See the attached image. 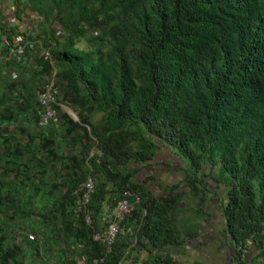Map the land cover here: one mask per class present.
I'll use <instances>...</instances> for the list:
<instances>
[{"label":"trees","instance_id":"1","mask_svg":"<svg viewBox=\"0 0 264 264\" xmlns=\"http://www.w3.org/2000/svg\"><path fill=\"white\" fill-rule=\"evenodd\" d=\"M10 2L16 19L36 22L28 34L0 19V56L17 35L35 50L26 44L23 63L2 60L0 264H73L81 253L88 264H180L172 250L201 224L180 226L179 200L195 198L203 218L208 192L228 263L264 264V0ZM52 74L60 121L42 129L35 96ZM161 147L185 164L186 191L156 196L153 177L136 178ZM88 175L94 190L78 207ZM124 197L138 202L107 250L92 235L105 205Z\"/></svg>","mask_w":264,"mask_h":264},{"label":"rangeland","instance_id":"2","mask_svg":"<svg viewBox=\"0 0 264 264\" xmlns=\"http://www.w3.org/2000/svg\"><path fill=\"white\" fill-rule=\"evenodd\" d=\"M22 17L24 20L23 23H21L20 30L30 34V32L34 31L33 25L34 22H36L35 16L26 13L23 14ZM27 41L31 42L30 39H27ZM77 46L79 48H84L85 44L79 43ZM30 69L33 71L32 68ZM30 69H25L22 77L26 79L27 82L32 83L30 79L33 78L34 75ZM27 75H31V77L27 78ZM61 109L71 114L73 119L76 118L75 114L67 107L62 106ZM99 115L98 113L92 116V122L96 121ZM185 168V164L180 162L170 150L166 147H161L157 151V157L148 164H145L136 174V178L139 180H146L150 176L153 177L146 182V186L156 196L165 194V190L172 185H176L175 187H177L174 193L181 190L186 191L187 187L184 185L182 179ZM212 187H214V184L209 180V188L212 189ZM179 201L181 207H186V210L180 217V226H189L196 229L198 227L196 224L200 223L201 231L197 237L186 239L184 245L180 248L173 249V257L178 260L180 264H229L227 259L228 246L224 245L221 246V248L219 246L221 241H219L220 238L218 236H220V234L222 235L221 230L223 221L218 210V200L216 196L212 192H208V200L205 205L208 215H202L203 218L206 217V220H203L200 215L195 213V198L186 193ZM55 260L59 261L58 259Z\"/></svg>","mask_w":264,"mask_h":264},{"label":"built area","instance_id":"3","mask_svg":"<svg viewBox=\"0 0 264 264\" xmlns=\"http://www.w3.org/2000/svg\"><path fill=\"white\" fill-rule=\"evenodd\" d=\"M59 33L57 32V35ZM14 42L9 47L8 51L0 56V60L3 61H15L17 63H23L26 59L25 55V47L26 44L35 48L32 42L23 41L20 35L15 36ZM32 44V45H31ZM43 57L48 61H51V56L48 48H42ZM11 78L17 77V72L12 70L10 73ZM58 94V89L55 86L54 78L51 76L47 79L43 88L36 92V116L38 117V125L42 128H46L48 126H56L59 125L60 114L56 112L53 107V104L56 103V96ZM71 115V114H70ZM82 191V195L77 199L78 207L86 204L89 200L90 194L94 190V180L93 177L88 175L82 184L79 186ZM124 195L134 196L132 193L128 191L124 192ZM134 202H138V198L134 199ZM134 202H131L128 198L124 197L117 200L114 208L109 212L108 205H105L107 209V214L104 216V221L102 222L100 228L93 232V239L96 241H100L105 244L106 249L109 250L112 243L115 241L117 234L121 231L119 227V222L122 219L124 214L129 213L133 209ZM145 214V211H143ZM85 221L90 223L91 218L89 215H85ZM130 229L127 228V231ZM73 264H88L87 257L85 254H75L72 256ZM94 262L102 261V258L94 259ZM117 264H131L129 260L122 259L117 262Z\"/></svg>","mask_w":264,"mask_h":264},{"label":"crops","instance_id":"4","mask_svg":"<svg viewBox=\"0 0 264 264\" xmlns=\"http://www.w3.org/2000/svg\"><path fill=\"white\" fill-rule=\"evenodd\" d=\"M1 2H2V0H0V5L1 4L3 5V10H0V13L2 14L0 19L3 22H5V24H7V26H9V27L13 26L14 27L15 25H17L18 28L20 29L21 23H23V21H20V20L15 18L14 14H13V9H12V5H11L10 0H4L2 3ZM0 61H2V60H0ZM2 63H3V61L1 62V66H0V68H1V72H0V99L5 97V96L6 97L9 96V92L5 91L6 86H8V85H7V83H5V79L2 77V73L7 74L8 72H5V70L2 68ZM7 90H8V88H7ZM25 259L27 261L31 260L30 257H26Z\"/></svg>","mask_w":264,"mask_h":264},{"label":"clouds","instance_id":"5","mask_svg":"<svg viewBox=\"0 0 264 264\" xmlns=\"http://www.w3.org/2000/svg\"><path fill=\"white\" fill-rule=\"evenodd\" d=\"M25 60H27V59H25ZM36 68H37V67H35V69H36ZM16 72H17V71H16ZM53 74H54V73H53ZM53 74H52V76H54ZM50 77H51V76H50ZM50 77H49V78H50ZM53 78H54V77H53ZM68 114H69V113H68ZM69 115H70V114H69ZM70 116H71V115H70ZM75 117H76V115H75ZM74 119H77V117L74 118ZM51 126H53V125H51ZM48 127H50V126H48ZM41 128H42V127H41ZM46 128H47V127H46ZM46 128H42V129H46Z\"/></svg>","mask_w":264,"mask_h":264}]
</instances>
